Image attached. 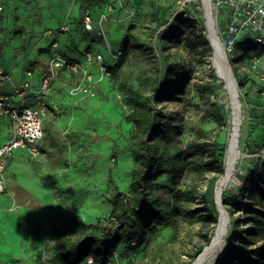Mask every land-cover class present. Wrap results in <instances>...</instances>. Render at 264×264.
Here are the masks:
<instances>
[{
	"label": "rangeland",
	"instance_id": "rangeland-1",
	"mask_svg": "<svg viewBox=\"0 0 264 264\" xmlns=\"http://www.w3.org/2000/svg\"><path fill=\"white\" fill-rule=\"evenodd\" d=\"M111 4L115 6L111 7L109 15L98 9L94 12L96 25L103 16H106L105 20L110 23L109 34L105 32V39L101 38L104 48L108 50L107 52L103 50L104 57L110 58V53L121 52L120 46L124 40H135L149 46L153 45L158 33L159 36L168 35L162 46L170 56L169 63L176 64V70L171 76L173 81L171 92L174 99L162 100L159 107L178 129L177 142L172 152L183 150L189 142L201 135L206 140L218 144L217 156L223 161L230 127L227 94L213 68L212 50L210 54H199L197 50L191 48L190 42L193 34L200 29L204 30L207 38L201 0H113ZM157 6L163 8L164 15L161 16L162 25L154 29L155 20L150 19L149 11ZM180 16L187 17L192 24L173 19ZM105 20H102L101 25ZM242 41L247 42L245 39ZM246 46L249 53L244 56L238 54L243 48L242 45L234 48L233 58L224 51L237 83L242 106L240 147L244 158L241 159L234 174L232 190L227 191L223 198L236 195L246 177L255 171L259 161L264 162V134L256 125L252 111L254 103L264 105V50L257 45ZM261 51L263 53L258 54ZM108 63L112 64V60L110 59ZM143 64L144 61H138L136 66ZM182 72L184 77L179 78L178 75ZM55 74L56 71L53 77ZM56 76L59 77L58 74ZM61 76L63 82H60L68 87L64 93L62 91L58 93L60 109L45 104L44 110L45 115L50 113L54 120L61 119L64 133L62 149L59 151L58 146H55L48 152V164L43 170L34 159L28 162L30 167L37 168L38 176H42L45 170V177L51 180L40 192L30 195L34 198L37 210L46 209L55 213L52 215L55 221L48 223L52 234L46 244L49 246H54L60 239L77 238L83 233L75 222L69 224L74 219L84 224L103 221L111 211L106 198L112 194V184L127 192L133 167L132 158L125 148V139L131 131V125L124 121L131 107L125 96L116 89L113 80L103 81L109 88L108 94L96 98V104L86 108L72 102L77 95V92H73L77 86L67 82L71 80L70 76ZM215 78L216 84L222 85L214 95L202 91L203 85ZM238 83L241 88H238ZM255 96H258V99L251 101ZM215 105L223 114V121L220 124L212 118ZM262 119L264 121V118ZM8 122L9 119L0 118V134L10 130ZM114 145L118 151L115 161L111 158ZM8 165L5 173L8 172ZM109 172L112 184L108 182ZM214 177V172L205 169L201 173L190 172L187 181L200 192L209 188L213 194ZM159 183L170 190L168 176L162 177ZM0 192L10 194L21 202L23 199L24 202H28L27 198H24L27 193L11 173L3 191ZM175 203L181 215L176 217L173 227H160L159 236L144 252L131 253L125 258L123 256L125 248H118L108 264H185L204 243L203 233L206 230L204 212L199 195L188 199L176 198ZM259 206L262 207L260 204ZM231 231L233 226L229 223L228 232ZM45 246L38 248L33 241L32 247L36 249H28L21 241L19 249H16L18 254L15 255L0 248V264H40V261H45L49 256ZM226 249L233 251V248L225 243L224 251ZM235 249H240V246L236 244ZM216 256L212 258L211 264Z\"/></svg>",
	"mask_w": 264,
	"mask_h": 264
},
{
	"label": "trees",
	"instance_id": "trees-1",
	"mask_svg": "<svg viewBox=\"0 0 264 264\" xmlns=\"http://www.w3.org/2000/svg\"><path fill=\"white\" fill-rule=\"evenodd\" d=\"M162 11L161 6L149 11L150 19L155 20L154 29L162 25ZM173 19L192 24L187 17ZM203 31L200 29L193 34L190 39L191 48L199 54H210L211 48ZM92 33L96 35L95 32ZM159 35L158 33L155 37L153 45L149 46L135 40L122 41L121 55L115 64L110 65V75L107 78L113 80L116 89L125 96L131 107L130 113L124 118V121L131 125V131L125 139V148L133 161L128 191H121L113 185L109 172L108 182L112 184V194L106 198V202L111 206L109 215L103 221L91 224H84L75 219L70 221L69 224L75 222L83 233L77 238L60 239L54 246L46 245L45 250L49 256L45 261H40V264H88V256L93 260L91 264H108L120 247L125 248V258L131 253L144 252L159 236L160 227H173L176 217L181 215L175 199L194 198L197 195L202 200L204 212V243L185 264L192 263L203 247L208 245L218 218L213 194L209 188L200 192L187 180L190 172L201 173L208 169L215 173L214 183L223 174L224 164L217 156L218 144L206 140L201 135L189 142L183 150L172 152L177 142L178 129L159 104L162 100L174 99L171 92V76L176 70V64L169 63L170 56L162 46L168 35ZM240 45L243 48L238 54L244 56L249 53L246 45L257 44L239 41L236 47ZM260 47L264 50V46ZM260 53L263 51L258 54ZM138 61H144L145 64L136 66ZM178 77H184V73ZM216 82L215 78L206 83L202 91L214 95L222 85ZM238 88H241L240 83ZM257 99L258 96H255L251 101ZM213 111L212 118L220 124L223 121L221 110L215 105ZM252 111L256 125L264 134V105L254 103ZM117 154V146L114 145L111 152L113 161L116 160ZM164 176L169 178L170 190L159 183ZM241 186L236 195L222 197V205L233 226V231L227 233L225 243L231 246L233 251L226 249L217 264H264L263 161H259L255 171L246 177ZM235 214L241 215L235 217ZM236 244L240 249H235Z\"/></svg>",
	"mask_w": 264,
	"mask_h": 264
},
{
	"label": "crops",
	"instance_id": "crops-1",
	"mask_svg": "<svg viewBox=\"0 0 264 264\" xmlns=\"http://www.w3.org/2000/svg\"><path fill=\"white\" fill-rule=\"evenodd\" d=\"M111 1L113 0H0V68L5 72V78L0 81V99L5 97L9 105H17V99L11 95L25 80L26 71L32 72L30 82L35 96L41 79L55 58L65 59L72 64L83 62L86 53L101 54L104 57L103 50H108L104 48L102 40L92 32L83 31L82 12L85 7L91 10L96 29L94 12L98 9L109 15L111 7L115 6ZM62 25L68 26V31L63 34L59 33ZM109 25L106 20L102 25L107 34ZM104 59L106 62L110 60L106 57ZM86 69L93 76L97 75L95 64L87 65ZM55 71L59 77L56 74L53 77L45 104L60 109L58 93H64L68 87L62 83L61 75L70 76L71 80L67 82L77 87L85 83L81 70L73 72L69 66H65ZM108 89L102 83L94 87V96L77 92L72 102L86 108L94 106L95 99L107 95ZM0 118L9 119L7 116ZM9 131L0 134V146L7 141ZM63 135L61 119L54 120L48 113L43 119L42 137L35 143L37 154L32 155L25 149H19L8 160V172L5 173V170L3 174L4 186L9 174L15 175L18 184L27 193L24 198L28 200L24 202L23 199L21 202L10 194L0 192V248L13 255L18 254L16 249H19L21 241L28 249H36L32 247L33 241L38 248L44 247L52 236L48 223L55 221L52 217L55 213L46 209L37 210L34 198L30 196L40 192L51 180L45 177V170L42 176H38L37 168L30 167L28 162L34 159L42 170L45 169L49 160L48 152L55 146H58L59 151L62 149Z\"/></svg>",
	"mask_w": 264,
	"mask_h": 264
},
{
	"label": "built area",
	"instance_id": "built-area-1",
	"mask_svg": "<svg viewBox=\"0 0 264 264\" xmlns=\"http://www.w3.org/2000/svg\"><path fill=\"white\" fill-rule=\"evenodd\" d=\"M211 13L218 37L225 52L232 56L236 44L242 39L264 46V0H209ZM182 9H180L181 11ZM1 11V7H0ZM100 19L96 29L91 10L85 7L82 12V28L84 32H95L105 39V31ZM67 25L59 28V33H66ZM121 52L110 53L112 64L116 63ZM94 63L97 75L93 76L86 66ZM101 54L86 53L83 62L69 64L67 60L55 58L48 72L41 79L37 94L33 96L30 78L31 71L25 72V80L11 95L17 99V105L11 106L6 98L0 99V116H7L10 121V131L7 141L0 146V191L4 189V171L9 158L16 150L25 149L32 155L37 154L35 143L42 137V124L45 117L44 105L48 96L49 86L54 71L58 68L69 66L73 72L81 70L84 85H80L73 92L85 93L94 96V87L101 85L110 75V65ZM5 78V72L0 68V81ZM93 262L91 256L87 257V263Z\"/></svg>",
	"mask_w": 264,
	"mask_h": 264
},
{
	"label": "bare ground",
	"instance_id": "bare-ground-1",
	"mask_svg": "<svg viewBox=\"0 0 264 264\" xmlns=\"http://www.w3.org/2000/svg\"><path fill=\"white\" fill-rule=\"evenodd\" d=\"M202 8L205 10V20L208 27L209 38L213 48L212 61L218 78L222 81L223 89L227 94V106L229 109V132L227 147L223 157L224 172L214 182L213 194L218 204L219 213L212 235L210 246L205 249L193 264H211L212 258L225 248V238L229 228V216L224 211L221 201L223 195L232 190L234 174L239 167V163L244 158L240 147L241 127H242V106L239 100V93L235 85L232 69L228 67L225 52L220 47L221 41L217 35L214 18L211 15L209 0H201ZM222 45V44H221Z\"/></svg>",
	"mask_w": 264,
	"mask_h": 264
},
{
	"label": "water",
	"instance_id": "water-1",
	"mask_svg": "<svg viewBox=\"0 0 264 264\" xmlns=\"http://www.w3.org/2000/svg\"><path fill=\"white\" fill-rule=\"evenodd\" d=\"M211 15H212V13H211ZM203 17H204V19H205V10H203ZM205 26H206V30H207V39H208V42H209L210 48H211V50L213 51V48H212V45H211V41H210V38H209L208 27H207V25H206V20H205ZM220 47L223 49V47H222L221 44H220ZM223 51H224V49H223ZM227 61H228V60H227ZM212 65H213V61H212ZM228 67H229V69H231L229 64H228ZM213 68H214V66H213ZM232 72H233V71H232ZM215 73H216V71H215ZM216 75H217V73H216ZM217 77H218V75H217ZM233 77H234V75H233ZM233 79H234V81H235V85L237 86V83H236L235 78H233ZM224 87H225V86H223V88H224ZM213 202H214V205H215V208H216L217 213H219L218 204H217V202H216V199H215V197H214V194H213ZM221 205H222V201H221ZM222 207H223V205H222ZM223 209H224V207H223ZM224 211L226 212L225 209H224ZM226 213H227V212H226ZM213 231H214V229L212 230L211 235H210V237H209V243H208V245L204 246L203 249H202V251H201L200 253H202L205 249H207V248L210 246L211 241H212V238H213V237H212V235H213ZM222 252H223V250H221V251L219 252V254H217V256H216L215 261L213 262V264H215V263L217 262V259H218L219 256L222 254ZM200 253L197 255V257L195 258V260L198 258V256L200 255ZM195 260H194L192 263H190V264H193V263L195 262Z\"/></svg>",
	"mask_w": 264,
	"mask_h": 264
}]
</instances>
